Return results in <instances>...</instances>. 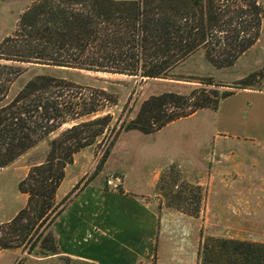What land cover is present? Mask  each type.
Returning a JSON list of instances; mask_svg holds the SVG:
<instances>
[{"label":"trees","instance_id":"1","mask_svg":"<svg viewBox=\"0 0 264 264\" xmlns=\"http://www.w3.org/2000/svg\"><path fill=\"white\" fill-rule=\"evenodd\" d=\"M259 34L264 40V0H31L11 31L0 39V167L64 122L85 119L49 138L44 159L18 180L17 188L26 194V201L5 222L0 249L22 245L28 252L34 248L43 254L59 252L51 225L65 207L63 198L55 200L64 167L74 152L92 143L109 125L115 126L109 113L97 115L102 107L92 93L79 101L64 100L54 91L67 85L60 77L34 74L9 94L10 84L22 68L4 61L167 77L198 49L212 65H229ZM261 78L264 63L260 71H250L227 84L230 88L202 77L199 82L203 85L187 94H152L134 116L119 123L116 132L156 131L201 108L215 109L238 88H258ZM110 144L112 141L103 158ZM44 221L45 226L36 233ZM199 258V264H264V242L206 236Z\"/></svg>","mask_w":264,"mask_h":264},{"label":"rangeland","instance_id":"2","mask_svg":"<svg viewBox=\"0 0 264 264\" xmlns=\"http://www.w3.org/2000/svg\"><path fill=\"white\" fill-rule=\"evenodd\" d=\"M30 2L0 0V39L11 31L18 15ZM4 62L22 68L21 74L10 84L9 94L34 74H50L67 81V85L54 90L59 91L64 100L79 101V97L86 98L92 93L102 107L97 115H111L110 123H115V126L109 125L92 143L72 154V160L64 167L55 200L63 198L65 206L74 194L92 181L104 179L106 186L121 188L124 177L128 181L143 177L141 198L157 213L158 221L152 256L141 263L153 260L155 264L167 261L172 264H199V249L206 236L264 242V199L221 200V196L216 195L222 184H213L209 190L208 185L187 178L184 169L188 159L199 155L201 149V152L209 151L203 158L205 167H221L224 165L222 158L228 154L243 160L240 171L244 180L249 175L254 180L260 179L264 174L259 150V146L264 145V113L259 109H264V98L254 101L252 96L255 94L240 90L220 101L216 109L201 108L166 123L156 131L143 133L130 129L116 132L119 123L134 116L141 102L152 94L163 91L187 94L193 87L203 85L199 82L202 77L225 84L221 88H230L229 84L248 72L260 71L264 63L261 34L229 65H212L198 49L178 63L167 77H142L38 62ZM256 87L264 88L263 78ZM100 90L106 94L101 95ZM81 119L64 122L0 167V235L6 230L5 222L26 201V194L17 188L18 180L30 166L44 159L49 138ZM110 141L108 154L103 158V151ZM252 156H257L260 161L252 164ZM235 175L230 172L227 178L230 180ZM257 186L241 184L239 188L256 189ZM225 188L233 190L232 186ZM45 223L37 226L36 233ZM0 264L75 263L64 257L59 259L43 254L37 248L28 252L26 246L21 245L0 249Z\"/></svg>","mask_w":264,"mask_h":264},{"label":"crops","instance_id":"3","mask_svg":"<svg viewBox=\"0 0 264 264\" xmlns=\"http://www.w3.org/2000/svg\"><path fill=\"white\" fill-rule=\"evenodd\" d=\"M240 90L255 94L252 96L254 101L264 98V88H238L220 101ZM261 110L264 113V109H259V112ZM259 148L264 162V145ZM199 152V155L191 157L184 165L187 178L208 185L209 190L213 184H222L221 191L216 195L221 196V200L264 199V193H261L264 191V174L257 180L250 175L244 180L240 171L243 160L228 154L222 158L224 165L221 167H205L203 158L209 151L201 152L199 149ZM256 161H260L259 158L252 156L251 163ZM230 172L236 175L229 180L227 174ZM220 173L226 175L220 176ZM142 178L137 181L135 179V182L124 177L121 188L106 186L104 179L84 185L52 222L59 252L50 255L59 259L67 258L75 264H139L148 260L155 244L158 217L141 198L144 184ZM241 184L259 186L244 190L239 188ZM227 185L232 186L233 190L228 191L225 188ZM161 264L172 263L167 261Z\"/></svg>","mask_w":264,"mask_h":264}]
</instances>
